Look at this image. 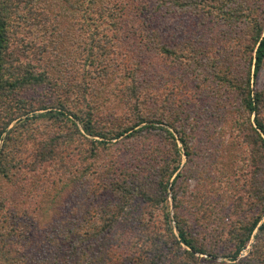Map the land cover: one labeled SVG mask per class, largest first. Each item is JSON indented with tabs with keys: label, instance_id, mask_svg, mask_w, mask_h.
Here are the masks:
<instances>
[{
	"label": "trees",
	"instance_id": "1",
	"mask_svg": "<svg viewBox=\"0 0 264 264\" xmlns=\"http://www.w3.org/2000/svg\"><path fill=\"white\" fill-rule=\"evenodd\" d=\"M251 66L264 68V0H0V264H264ZM221 93L217 131L257 171L224 190L214 162L180 171L178 148L202 154L198 118Z\"/></svg>",
	"mask_w": 264,
	"mask_h": 264
},
{
	"label": "rangeland",
	"instance_id": "2",
	"mask_svg": "<svg viewBox=\"0 0 264 264\" xmlns=\"http://www.w3.org/2000/svg\"><path fill=\"white\" fill-rule=\"evenodd\" d=\"M250 82H251V85L254 86V88L264 91V68H261L256 73V75H254V66H251ZM231 103L235 104L236 101H231ZM206 105L210 108L212 106H215L217 109L214 110L212 113L210 112V114L208 112L207 115L203 113V115L202 116L200 115L198 118L197 123H198L199 131H200V135L202 139L199 141V146L201 147L202 154L200 153L201 155L199 156L196 155L197 158L187 163L182 147L180 144H178V148L180 149V152L182 155L180 171L185 173L188 170V168H192L196 166V168H198L197 170H201V172H199V174H196V175L200 178L205 177V174H203L202 172L203 169H201V166L203 168V166L205 167V163L206 165H208L214 162L215 165H218V167L217 168H214V166H212V168L211 166L209 167V169L212 170L213 179L216 180V182H218L219 180L221 182H226V180H229L227 184L225 183L223 185H220L223 188V190L227 189L228 186L230 189L231 185L239 186L240 185L238 183L239 174H246L247 172L249 173L248 178L249 177L252 178L253 177L252 173L257 174V171H255V169L253 170V168L249 166V164L251 165L250 157L248 153H246L248 148L245 146L244 143L242 144L241 139H239L236 133L226 128V126H224L222 131L220 132L217 131L218 127L223 125L222 123L219 124V119L222 118L219 116V109L224 106L230 107V100L225 99V95L221 93V95L216 96V98H213L212 100L208 101ZM253 118L254 117L252 116V119ZM231 119L236 120L234 115L233 117H231ZM207 122L213 128L208 130V135H205V133L201 131L204 129V126L206 125L205 123ZM220 133H221V136L219 135ZM216 150H218V153L216 152ZM258 173H263V172L259 170ZM174 177L175 175L170 179L169 185L172 184ZM218 185L219 184H217V187ZM195 187H197L196 182H194L193 180L189 182V185H188V188L185 194L186 199L188 200L190 199L191 192L194 191ZM168 188H169L168 189V202L170 205V209H169L170 210V220L172 221V227H175L174 210L171 205L172 204V199H171L172 191L170 187ZM231 194L235 196L238 195L236 187H234L233 193ZM61 195H62L61 198H55L53 200H50V198L48 197L46 199L47 201L44 202L42 209L37 212V216L39 217L40 221L42 222L52 221L53 223L54 220L58 218V215L60 213L59 212L60 204L62 203L63 200L66 201L65 198L67 199L69 198L68 193L67 194L62 193ZM252 243H253V240H251L248 247L241 252V255H240L241 257L245 256L248 253V251L250 250V245ZM217 261H221V259H217Z\"/></svg>",
	"mask_w": 264,
	"mask_h": 264
}]
</instances>
